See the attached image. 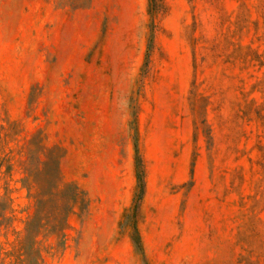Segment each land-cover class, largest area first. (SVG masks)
<instances>
[{
    "label": "rangeland",
    "instance_id": "rangeland-1",
    "mask_svg": "<svg viewBox=\"0 0 264 264\" xmlns=\"http://www.w3.org/2000/svg\"><path fill=\"white\" fill-rule=\"evenodd\" d=\"M0 264H264V0H0Z\"/></svg>",
    "mask_w": 264,
    "mask_h": 264
},
{
    "label": "trees",
    "instance_id": "trees-1",
    "mask_svg": "<svg viewBox=\"0 0 264 264\" xmlns=\"http://www.w3.org/2000/svg\"><path fill=\"white\" fill-rule=\"evenodd\" d=\"M63 187H64V189H65V188H69L70 185L65 184V185H63ZM72 187H73V186H72ZM73 188H74V190H73V194H74V196H77V195H80V194H81V192H80L77 188H75V187H73ZM143 190H144V180H143V178H142L141 176H139V177H138V196H137L136 199H135L134 207H135V205L137 204V202L141 199L142 194H143ZM62 192H63V189H58V190L56 191V195H57V194H61ZM71 200H72V199H69V201H67V202L65 201V202L63 203V206H65V211H64L65 214H68L69 210L71 209V206L69 205V202H70ZM136 206H137V205H136ZM64 213H63V214H64ZM133 242H134V245H135L136 249L139 250V251H141L140 239H139V235H138L137 232L134 233V236H133Z\"/></svg>",
    "mask_w": 264,
    "mask_h": 264
}]
</instances>
